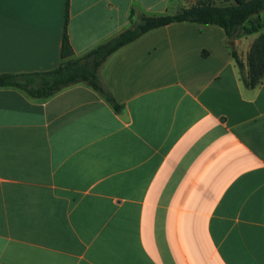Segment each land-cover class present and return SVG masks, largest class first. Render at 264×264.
<instances>
[{"label":"crops","instance_id":"obj_1","mask_svg":"<svg viewBox=\"0 0 264 264\" xmlns=\"http://www.w3.org/2000/svg\"><path fill=\"white\" fill-rule=\"evenodd\" d=\"M197 1L68 0L70 59ZM65 7L0 0V74L60 65ZM262 33L264 11L238 30L245 70ZM100 77L118 111L0 88V264H264V78L243 85L223 29H154Z\"/></svg>","mask_w":264,"mask_h":264},{"label":"trees","instance_id":"obj_2","mask_svg":"<svg viewBox=\"0 0 264 264\" xmlns=\"http://www.w3.org/2000/svg\"><path fill=\"white\" fill-rule=\"evenodd\" d=\"M264 11V0H233L227 5H217L210 0H198L194 6L181 9L174 15L141 16L137 23L91 49L84 56L71 60L73 50L67 34L68 0H66L60 47V65L48 72L34 74H0V88H16L29 97L48 99L59 91L76 84H85L98 93L118 111L121 107L104 86L100 69L107 59L119 49L134 43L146 33L172 24L195 23L215 25L225 32L231 56L239 70L240 80L246 88L253 89L264 78V33L252 44L246 59L247 70L234 49L239 28L252 17ZM259 26L245 28L246 34L256 32ZM232 43V44H231Z\"/></svg>","mask_w":264,"mask_h":264},{"label":"rangeland","instance_id":"obj_3","mask_svg":"<svg viewBox=\"0 0 264 264\" xmlns=\"http://www.w3.org/2000/svg\"><path fill=\"white\" fill-rule=\"evenodd\" d=\"M212 3L217 4V5H222L224 2L229 1V0H210ZM249 27L250 25L247 24Z\"/></svg>","mask_w":264,"mask_h":264}]
</instances>
